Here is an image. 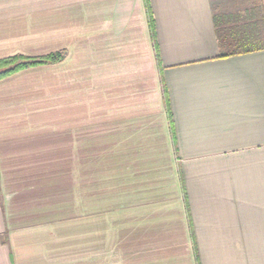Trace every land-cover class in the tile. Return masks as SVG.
<instances>
[{
    "label": "crops",
    "instance_id": "1",
    "mask_svg": "<svg viewBox=\"0 0 264 264\" xmlns=\"http://www.w3.org/2000/svg\"><path fill=\"white\" fill-rule=\"evenodd\" d=\"M264 0H0V264H264Z\"/></svg>",
    "mask_w": 264,
    "mask_h": 264
},
{
    "label": "trees",
    "instance_id": "2",
    "mask_svg": "<svg viewBox=\"0 0 264 264\" xmlns=\"http://www.w3.org/2000/svg\"><path fill=\"white\" fill-rule=\"evenodd\" d=\"M251 22L235 29H218L221 56L238 54L264 48V18L261 9L254 10ZM67 49L57 50L41 56L17 53L0 58V79L28 67L59 63L68 56Z\"/></svg>",
    "mask_w": 264,
    "mask_h": 264
}]
</instances>
